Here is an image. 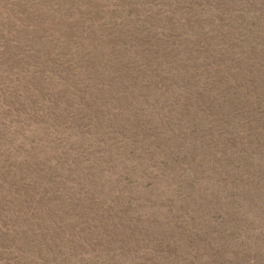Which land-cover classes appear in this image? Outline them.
<instances>
[{
  "label": "rangeland",
  "instance_id": "1",
  "mask_svg": "<svg viewBox=\"0 0 264 264\" xmlns=\"http://www.w3.org/2000/svg\"><path fill=\"white\" fill-rule=\"evenodd\" d=\"M0 264H264V0H0Z\"/></svg>",
  "mask_w": 264,
  "mask_h": 264
}]
</instances>
